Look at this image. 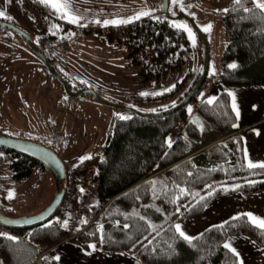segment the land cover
Here are the masks:
<instances>
[{
    "label": "trees",
    "instance_id": "obj_1",
    "mask_svg": "<svg viewBox=\"0 0 264 264\" xmlns=\"http://www.w3.org/2000/svg\"><path fill=\"white\" fill-rule=\"evenodd\" d=\"M42 4L57 12L51 4ZM154 8L149 16L106 32L109 41L126 49L143 80L156 81L187 61L190 45L183 29L161 12L160 5ZM226 9L220 69L216 77L205 74L202 84L216 78L225 85H264V10L253 0H230ZM181 12L180 4L168 1L169 15ZM34 18L43 29L41 24L47 20L38 12ZM230 64L237 67L229 68ZM181 85L176 82L172 90ZM194 97L195 93L185 105L166 113L160 109L111 119L95 164L97 201L107 203L91 224L69 240L83 248L95 244L102 251L130 253L138 264H239L236 255L224 247L228 237L237 235L264 249V229L242 214L208 226L190 239L175 229L177 221L201 213L217 196L264 189V168H250L244 161L243 140L228 93L218 92L211 104L196 102ZM188 103L219 138L200 150L195 148L200 129L188 118ZM20 160L16 179L29 176L36 164L25 156ZM14 230L23 238L0 236V264H41L34 244L52 246L66 234L64 227L46 222Z\"/></svg>",
    "mask_w": 264,
    "mask_h": 264
},
{
    "label": "rangeland",
    "instance_id": "obj_2",
    "mask_svg": "<svg viewBox=\"0 0 264 264\" xmlns=\"http://www.w3.org/2000/svg\"><path fill=\"white\" fill-rule=\"evenodd\" d=\"M168 1L172 4L171 0ZM229 1L193 0L182 8L181 13L188 19L184 17L172 18L175 25L187 24L194 34V40L189 32L183 29L190 45L187 61L178 69L168 70L161 79L156 81L143 80L138 73V66L127 57L126 49L108 40L107 28L126 23L105 24L104 22L127 20L141 11L151 13V7L158 8L161 0H69L71 15H65L63 11H58L55 8L62 18L75 28L71 32L73 41L58 61L61 75L68 80L70 89H74V84H79L84 87L83 90L91 89L101 95V100L90 94H87L85 98H77L67 95L65 89L60 87L55 80L47 79L46 76H40L36 81H32L30 91L34 92L38 99L36 104L41 105V107H37L38 112L43 111L42 116L49 118L47 124L59 129L62 135L60 146L54 152L62 161L66 173L80 164L86 163L95 166L111 116H123L124 111L143 114L156 112L160 109H167L182 95L184 97L180 98L179 102L187 96L198 82L203 67L204 45L198 33L202 34L207 46L208 60L205 74L216 77L220 69L219 56L225 44L222 16ZM260 2H264V0H260ZM253 3L256 4L257 0H253ZM0 10L5 11L6 16L12 17L11 20L4 18L5 20L23 31L31 30L32 24L28 11L21 8L17 0L15 2L0 0ZM72 16L81 19L73 23ZM208 25H211V29L205 30ZM5 31L9 39H19L15 32L9 29ZM15 51H19L21 55L23 53L21 47H16ZM6 54L13 57V47L9 48ZM25 61L27 60L25 59ZM203 80L195 91L194 100L196 102L204 100L208 93L206 87L212 82V80H208L202 84ZM9 81L6 82V88L10 86ZM180 81L182 85L177 90H172L170 93L165 91L168 88L172 89V86ZM21 87V91H23V84ZM143 92H147L149 95H141L140 93ZM152 93L161 94L152 95ZM114 104L124 107V111L114 107ZM186 109L188 118L196 121L199 126V140H204L203 136L206 134L210 136L215 133L195 113L191 103L186 105ZM38 124L37 122L36 125ZM34 126L35 122L32 121L29 127L22 125L15 127V123L10 121L6 127L11 130L15 129L19 136L23 129L31 131ZM84 156H90V159L81 160V157ZM7 171L0 157V202H5L4 205L0 203V209L8 211L11 215L30 214L40 210L50 197L54 187L50 174L45 169L42 170L35 166L29 176L15 181ZM212 187L210 185L208 190ZM10 193L12 194L11 198H9ZM11 230L19 234L14 229ZM19 235L23 237V235ZM61 241L63 240L59 242ZM50 247L47 246L48 249Z\"/></svg>",
    "mask_w": 264,
    "mask_h": 264
},
{
    "label": "flooded vegetation",
    "instance_id": "obj_3",
    "mask_svg": "<svg viewBox=\"0 0 264 264\" xmlns=\"http://www.w3.org/2000/svg\"><path fill=\"white\" fill-rule=\"evenodd\" d=\"M17 1L21 8L28 11L32 28L29 31H23L8 20L0 17V22L12 24L28 36V38H25L15 30L0 23V135H7L35 142L54 151L60 146L62 135L59 129L57 130L47 124L49 118L42 116L43 111L38 112L37 107H41V105L36 104L38 99L35 93L31 92L30 89L31 84L33 83L32 81H36L40 76H46V78L51 81L55 80L60 87L65 89V93L69 96H73L72 94L83 91L84 87L79 86V84H74V89H70L68 80L61 75V70L58 67V61L62 57V54L66 53V49L73 41L71 31H74L75 28L64 20L59 13H54L47 6H44L39 2V0ZM11 2H15V0H11ZM37 12L41 13L43 19L45 18L47 20L45 24H41L43 29H40L37 26V22H34V14ZM56 20H59V22ZM64 24H67V27H65ZM6 29L18 34L19 39H9L5 31ZM11 47L14 49L13 57H9L6 54L7 50ZM16 47L22 48V55L19 51H15ZM25 59L27 61H25ZM28 78L30 80H27ZM7 80H10V86L6 88ZM21 84H23V91H21ZM77 86H79V88H77ZM91 91L93 93L87 92L82 93L80 97H73L85 98L87 94H90L101 100V95L99 93H96L93 90ZM65 93H63L64 96H66ZM116 108L124 111V107L122 106ZM124 112L125 114L123 116L133 113ZM113 117L117 116H111L110 121ZM10 121L15 123V127L17 125L29 127L32 124V121L35 122V126L31 131L23 129L18 136L15 129L11 130L6 127ZM37 122L39 123L38 125H36ZM21 156L25 155L0 147V157L3 160L4 166L8 170L7 172L10 177L15 181L20 180L16 179L14 175L18 174L17 170L20 161H22L20 160ZM27 158L29 159V157ZM35 166H38L42 170L44 169L37 161L36 164L33 165V168ZM0 203L4 205L5 202Z\"/></svg>",
    "mask_w": 264,
    "mask_h": 264
},
{
    "label": "crops",
    "instance_id": "obj_4",
    "mask_svg": "<svg viewBox=\"0 0 264 264\" xmlns=\"http://www.w3.org/2000/svg\"><path fill=\"white\" fill-rule=\"evenodd\" d=\"M206 89L208 93L204 100L214 97L220 91L228 93L230 106L236 118L235 124L243 140L244 161L246 165L249 164V161L257 165L263 163L264 85H225L214 78ZM237 113L239 114L237 115ZM203 138L205 139L199 140L198 138V142L195 144L196 149L219 139L216 133L210 134V136L206 134ZM248 213L259 219H264V189L249 194L233 192L217 196L205 206L201 213L177 221L175 226L179 224L180 231L185 236L192 238L206 227L222 223L231 217L242 214L249 219L246 215ZM255 225L258 226V224ZM178 233L180 234V232ZM225 243L231 244L230 250L232 248L236 250L235 253L231 251L236 255L239 264H264V249L257 246L250 238L243 235L230 236ZM89 245L83 248L72 240L54 244L48 251L49 264H138L130 253L106 252L97 247L93 251ZM89 252L91 255L88 254Z\"/></svg>",
    "mask_w": 264,
    "mask_h": 264
},
{
    "label": "water",
    "instance_id": "obj_5",
    "mask_svg": "<svg viewBox=\"0 0 264 264\" xmlns=\"http://www.w3.org/2000/svg\"><path fill=\"white\" fill-rule=\"evenodd\" d=\"M160 7H161V12L166 17L169 18L184 17L188 19L187 16H185L182 13H178L175 16L169 15L168 0H161ZM0 23L15 30L23 37L28 38V36L24 32H22L12 24L6 22H0ZM198 34L201 40L203 41V45H204V59H203V67H202V72L200 74V78L196 83V85L194 86V88L187 94V96L182 101H180L178 104H176L175 106L169 109L163 110L160 113H166L168 111H171L173 109L185 105L188 102V100L192 97V95L195 93L201 81L203 80V77L207 69L208 52L202 34L201 33ZM87 92L93 93L91 90H83L72 95L80 97L82 93H87ZM113 106L121 107L116 104H114ZM0 147L10 149L12 151L20 153L37 161L39 164L43 166L45 171H47V173L50 174L54 182V187L52 189L51 195L48 198V200L45 202V204L41 207L40 210L30 214L11 215L8 213V211L6 212V210L0 209V225L11 229H20V228H31L33 226L45 222L48 219V217L54 212L55 208L58 206L63 196L66 171L64 169L62 161L59 159L57 154L52 149L46 146H43L35 142L10 137L7 135H0ZM61 182L62 184H60Z\"/></svg>",
    "mask_w": 264,
    "mask_h": 264
},
{
    "label": "built area",
    "instance_id": "obj_6",
    "mask_svg": "<svg viewBox=\"0 0 264 264\" xmlns=\"http://www.w3.org/2000/svg\"><path fill=\"white\" fill-rule=\"evenodd\" d=\"M96 167L89 164H80L66 173V186L63 196L54 212L45 221L52 226H62L63 221H68L64 227L66 234L61 240H69L93 222L107 201L98 203L95 191ZM83 189V191H81ZM63 227V226H62ZM0 233L15 238H23L9 228L0 225ZM38 251L36 260L41 264H49L48 248L40 243L34 244Z\"/></svg>",
    "mask_w": 264,
    "mask_h": 264
},
{
    "label": "snow or ice",
    "instance_id": "obj_7",
    "mask_svg": "<svg viewBox=\"0 0 264 264\" xmlns=\"http://www.w3.org/2000/svg\"><path fill=\"white\" fill-rule=\"evenodd\" d=\"M9 2H11V0H9ZM41 3H48V4H51L54 8H56L58 11H63L65 13V15H71L70 11H69V0H40ZM172 4H180V6L183 8L184 5L181 3V0H171ZM240 0H236V3H239ZM256 6L259 8V9H264V2H260V0H257V3H256ZM190 7V5H189ZM224 11H227V9H225ZM244 11H249V9H244ZM150 15V12L148 11H141L139 13H137L134 17H131L127 20H113V21H105L104 23L107 24V23H113V24H118V23H129L131 22L132 19H140L141 16H149ZM0 17H3L5 19H8V20H11L12 17L11 16H6L5 14V11L3 10H0ZM79 19H81L80 17H76V16H72V22L73 23H76L79 21ZM158 19V18H157ZM176 27L178 28H182V29H186L190 36L193 38L194 40V34L192 33V30L191 28L187 25V24H178V25H175ZM211 29V25H208L207 28L205 30H210ZM229 68H236L237 65L236 64H230L228 66ZM172 87H175V85H173ZM172 89L171 88H168V89H165V91H171ZM141 95H149V93L147 92H143V93H140ZM157 94H161V93H152V95H157ZM230 95H232L231 93H229ZM215 99V97H211L208 99V103L211 104L213 102V100ZM233 107L235 108V105H233ZM189 111H191V109L189 108ZM239 113H237L238 115ZM121 119H127L128 117H123L121 116L120 117ZM235 126V125H234ZM202 127V126H201ZM169 147H171V141H169ZM85 159H90V156H84V157H81V160H85ZM248 167L250 168H255V167H261V168H264V164H253L251 161H249V164H248ZM238 187V186H237ZM81 191H83V189H81ZM11 193L9 194V198H11ZM249 219L252 221V223L254 224H258V226L261 228V229H264V219H259L257 217H254L252 216L251 213H248L246 214ZM63 227H67L68 226V221L65 220L63 221ZM125 227H127V225H125ZM176 230L178 232H180V235L181 236H184L185 239H190V237H187L185 236V234L180 231V225L177 224L176 226ZM2 235H7L5 233H0V236ZM10 239H15V237H9ZM89 247L95 251L96 250V245L95 244H91L89 245ZM225 248H231V244L230 243H225L224 245ZM234 253L236 252V250L234 248L231 249ZM89 255H91V252L88 253ZM238 255V253H237Z\"/></svg>",
    "mask_w": 264,
    "mask_h": 264
}]
</instances>
